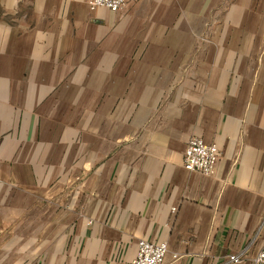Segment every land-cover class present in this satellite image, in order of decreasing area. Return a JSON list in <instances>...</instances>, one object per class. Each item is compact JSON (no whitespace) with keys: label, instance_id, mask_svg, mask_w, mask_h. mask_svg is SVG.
<instances>
[{"label":"crops","instance_id":"1","mask_svg":"<svg viewBox=\"0 0 264 264\" xmlns=\"http://www.w3.org/2000/svg\"><path fill=\"white\" fill-rule=\"evenodd\" d=\"M140 238L166 264L264 247V0H0V264H131Z\"/></svg>","mask_w":264,"mask_h":264},{"label":"built area","instance_id":"2","mask_svg":"<svg viewBox=\"0 0 264 264\" xmlns=\"http://www.w3.org/2000/svg\"><path fill=\"white\" fill-rule=\"evenodd\" d=\"M132 1L138 0H87L91 8L102 6L112 11H120ZM220 157L221 151L216 144L209 143L200 136H192L184 150V165L190 171L208 176L215 172ZM168 252L169 246L166 240L140 238L136 256L131 264H166ZM244 255V252L231 254L229 261L239 262ZM172 257L178 258V254L174 253ZM252 264H264V247L254 255Z\"/></svg>","mask_w":264,"mask_h":264},{"label":"rangeland","instance_id":"3","mask_svg":"<svg viewBox=\"0 0 264 264\" xmlns=\"http://www.w3.org/2000/svg\"><path fill=\"white\" fill-rule=\"evenodd\" d=\"M180 12H181V10H180ZM179 12V13H180ZM192 12H193V10H185L184 11V13H185V16H186V18H188L189 16H192ZM188 28V27H187ZM129 105H127V104H123L122 105V113L123 114H126V113H128L129 112ZM100 108H102V109H105V111H109L110 109H113V106L111 105H109L108 103L105 105V106H100ZM116 109H117V105H116Z\"/></svg>","mask_w":264,"mask_h":264}]
</instances>
